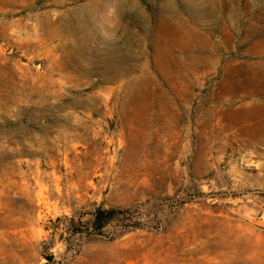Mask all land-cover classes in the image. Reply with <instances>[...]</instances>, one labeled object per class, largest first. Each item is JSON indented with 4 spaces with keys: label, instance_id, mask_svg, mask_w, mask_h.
Here are the masks:
<instances>
[{
    "label": "rangeland",
    "instance_id": "374dc122",
    "mask_svg": "<svg viewBox=\"0 0 264 264\" xmlns=\"http://www.w3.org/2000/svg\"><path fill=\"white\" fill-rule=\"evenodd\" d=\"M0 264H264V0H0Z\"/></svg>",
    "mask_w": 264,
    "mask_h": 264
},
{
    "label": "trees",
    "instance_id": "16d2710c",
    "mask_svg": "<svg viewBox=\"0 0 264 264\" xmlns=\"http://www.w3.org/2000/svg\"><path fill=\"white\" fill-rule=\"evenodd\" d=\"M128 211L119 209L96 210L91 217L89 228L93 230L92 235L102 236L103 230L112 224L120 228H134V225H128Z\"/></svg>",
    "mask_w": 264,
    "mask_h": 264
}]
</instances>
